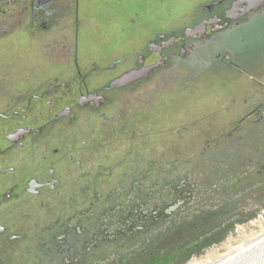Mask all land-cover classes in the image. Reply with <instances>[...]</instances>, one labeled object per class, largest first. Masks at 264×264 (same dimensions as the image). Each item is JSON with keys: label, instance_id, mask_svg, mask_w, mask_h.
Instances as JSON below:
<instances>
[{"label": "flooded vegetation", "instance_id": "flooded-vegetation-1", "mask_svg": "<svg viewBox=\"0 0 264 264\" xmlns=\"http://www.w3.org/2000/svg\"><path fill=\"white\" fill-rule=\"evenodd\" d=\"M257 1L0 0V264H15L25 194L42 195V205L56 200L62 213L64 207L73 213L63 218L60 212L47 227L39 264H187L245 222L235 221L250 209L235 210L226 199L231 184L222 183L223 172L214 180L210 174L156 180L155 161L147 156L155 144L169 146L171 127L186 145L195 133L180 120L195 125L202 113L179 104L181 114L170 116L168 102L152 104L155 92L175 85L166 93L185 96L177 83L186 70L200 67L201 73L204 60L211 66L212 57L220 59L221 48L233 54L247 29L264 18ZM171 4L179 10L163 18ZM17 41L20 68L4 62L1 47ZM230 63L264 86L249 69ZM139 70L140 76L123 79ZM245 86L231 91L224 114L226 127L233 118L237 125L216 142L249 139L250 133L236 134L252 118L264 121V96L238 99ZM139 141L149 150L138 154ZM205 145L202 155L215 154V145ZM112 171L120 174L117 181L102 179ZM139 171L146 173L138 178ZM105 186L111 188L106 197ZM80 193L89 202L75 213Z\"/></svg>", "mask_w": 264, "mask_h": 264}, {"label": "rangeland", "instance_id": "rangeland-1", "mask_svg": "<svg viewBox=\"0 0 264 264\" xmlns=\"http://www.w3.org/2000/svg\"><path fill=\"white\" fill-rule=\"evenodd\" d=\"M174 6L175 4L168 6V12L163 14V18H169L174 10H179V5L177 7ZM258 24L260 26L255 25L247 29L246 36H243L245 38L244 41L238 40L235 43V54L226 51V48H221L220 59L212 57L210 59L213 62L211 66H206L204 60V71L201 73H199L200 67H197V70H186L190 72L189 75L199 73V76H195L192 79H190L189 75L180 77L181 81L177 84H182V88L185 90L184 93H186L185 96L180 95L177 91L168 95L166 92L171 91L175 87V85H172L169 90L155 92L152 98V104L157 101L159 103L168 102L169 115L176 118L181 114L178 107L179 104L180 106L188 104L187 107L191 112H194L196 108L202 110V113L198 114L201 118H197L195 125L189 123L187 118L180 120L186 123L184 125L190 128L189 131L195 133L186 138V145L183 144V141L176 139V132L174 131L177 128L171 127L170 131L173 134L171 135L169 146L163 145V143L155 144L154 147L156 149H154L153 153L148 154L149 156L145 154L143 158H140L146 160L147 156L155 161L154 170L152 171L154 179L187 178L197 180L200 177L205 179L206 175L210 174L213 175L214 180L223 172L222 183L226 180L227 182L230 181L229 184H231L228 192H225L226 199H231L230 203L234 205L235 210L238 208L250 209L248 212L250 216L242 215V220L235 221L237 223H240L238 221L245 222L234 226L232 235H225L220 245L214 246L212 249L203 252L202 255L194 257L188 264H193L195 261L200 260L210 251L220 248L238 234L264 225V136H262L264 133V121L255 123L253 122L254 118L250 122L248 121L241 132L236 134L238 136L239 134L243 135L245 132L250 133V136L248 135L249 139H244V141L238 137L228 141L221 139L216 142L215 140L216 137L237 125L233 118V123L226 127L228 118L227 115H224L227 113L226 106L229 105L228 101L232 99L230 97L232 90H238L242 85H246L244 88H248V91H239L238 99L249 97L251 102L264 96V86L257 85L251 79V76L249 77L246 74V70H237L230 65V61H234L237 67L249 69V72L256 74L264 84V18ZM1 47L3 52L7 53V58L4 62H8L7 64L10 67L20 68L22 43L19 41L5 43ZM24 67L22 66V68ZM151 83L153 82L151 81ZM192 90H196V95L192 93ZM158 97L159 99H157ZM141 122H144V119ZM155 123L158 124L159 121L157 120ZM207 140L212 145H215L213 150H216L217 153L211 154L212 151H208L204 155L201 154L200 151L206 147L205 142ZM140 145L138 154L146 151L145 148H147L146 144L140 142ZM162 148H168L169 150L163 153ZM167 164L171 166L167 167ZM189 167L196 170L189 171ZM144 173L146 171H139L138 178H141ZM105 174L102 179L108 180L113 175L116 176L115 181L118 180V175H120L118 172L113 171L105 172ZM232 183L235 188L234 191H231L233 189ZM101 191L102 195L106 197L111 188L105 186L101 188ZM232 193L234 197H232ZM91 195H93V189H91ZM42 198V195L34 196L29 194H25L22 197V239L13 253L12 259H15V264H39L38 258L42 255V252L39 251L40 247H38V244L41 241L43 242V240H40L41 237L44 240L48 238L49 230H47V227L59 215L62 214L63 218H67L73 214L71 209H65V207L64 213H62L60 211L62 205L56 204V200H52V202L45 200V204L42 205L44 202ZM74 198L75 213L83 212L89 201L83 202L82 193L77 194ZM91 201H93V198H91ZM64 205L66 204L64 203ZM49 259V257L44 258V260Z\"/></svg>", "mask_w": 264, "mask_h": 264}, {"label": "water", "instance_id": "water-1", "mask_svg": "<svg viewBox=\"0 0 264 264\" xmlns=\"http://www.w3.org/2000/svg\"><path fill=\"white\" fill-rule=\"evenodd\" d=\"M263 4L264 0H258L255 8ZM141 74L142 71H135L123 79L131 80ZM195 264H264V225L238 234L227 246L210 251Z\"/></svg>", "mask_w": 264, "mask_h": 264}, {"label": "bare ground", "instance_id": "bare-ground-1", "mask_svg": "<svg viewBox=\"0 0 264 264\" xmlns=\"http://www.w3.org/2000/svg\"><path fill=\"white\" fill-rule=\"evenodd\" d=\"M260 219V218H259ZM256 224V223H255ZM251 226V225H250ZM239 231V230H238ZM231 237V236H230ZM233 239H231V240H228V242H226L225 244H223L220 248H222V247H225V246H227L231 241H232ZM217 249H219V248H217ZM199 261V260H198ZM197 261H195L193 264H195ZM188 264V263H187Z\"/></svg>", "mask_w": 264, "mask_h": 264}, {"label": "trees", "instance_id": "trees-1", "mask_svg": "<svg viewBox=\"0 0 264 264\" xmlns=\"http://www.w3.org/2000/svg\"><path fill=\"white\" fill-rule=\"evenodd\" d=\"M224 236H222L221 238H223Z\"/></svg>", "mask_w": 264, "mask_h": 264}]
</instances>
